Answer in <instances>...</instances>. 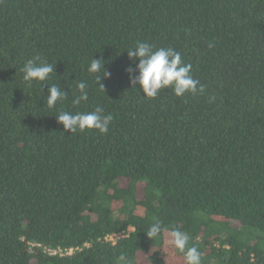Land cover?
Listing matches in <instances>:
<instances>
[{
    "label": "trees",
    "instance_id": "1",
    "mask_svg": "<svg viewBox=\"0 0 264 264\" xmlns=\"http://www.w3.org/2000/svg\"><path fill=\"white\" fill-rule=\"evenodd\" d=\"M137 41L180 52L204 92L142 96ZM36 56L54 73L29 83ZM97 107L105 133L55 118ZM174 229L201 264H264V0H0V264H186Z\"/></svg>",
    "mask_w": 264,
    "mask_h": 264
},
{
    "label": "clouds",
    "instance_id": "2",
    "mask_svg": "<svg viewBox=\"0 0 264 264\" xmlns=\"http://www.w3.org/2000/svg\"><path fill=\"white\" fill-rule=\"evenodd\" d=\"M126 51L131 63L124 71L128 73L129 83L132 87L139 86L142 96L155 98L161 89L167 87H171L177 97L184 96L185 93L204 92V86L191 75L192 65L184 63L180 52L177 50L171 47L155 48L147 42L137 41L134 47H130ZM133 64L134 67L131 66ZM20 71L23 73V79L29 83L32 81L44 82L47 81L49 74L54 73V65L42 62L40 57L36 56L26 60ZM87 71L95 75L97 85L104 91V85L99 81L102 77L110 78L112 75L110 71L104 68V61L99 58H91ZM77 89L80 94L73 98V105H79L81 101L88 100L86 83L78 82ZM67 95L68 92L56 84L47 86L45 99L47 106L49 108L55 107L57 101L65 99ZM55 118L68 133L90 129L105 133L113 120V116L110 113L104 114L100 107L88 112L60 111L55 115ZM162 230V222L156 221L148 229L146 235L151 239L160 234ZM170 237V242L184 254L186 264H201V257L197 248L195 246L186 247L188 236L185 233L174 229L170 232Z\"/></svg>",
    "mask_w": 264,
    "mask_h": 264
},
{
    "label": "built area",
    "instance_id": "3",
    "mask_svg": "<svg viewBox=\"0 0 264 264\" xmlns=\"http://www.w3.org/2000/svg\"><path fill=\"white\" fill-rule=\"evenodd\" d=\"M117 237H119V234H110V235L106 236L105 239L108 240V241H113L114 242ZM74 249L73 248H69V249H61V248L52 249V248H50L47 251H48L49 254L64 255V254H71Z\"/></svg>",
    "mask_w": 264,
    "mask_h": 264
},
{
    "label": "rangeland",
    "instance_id": "4",
    "mask_svg": "<svg viewBox=\"0 0 264 264\" xmlns=\"http://www.w3.org/2000/svg\"><path fill=\"white\" fill-rule=\"evenodd\" d=\"M142 259H144V257H142ZM171 260H172V259H171ZM170 262H171V261H170ZM170 262H169V263H170ZM31 264H34V263H31Z\"/></svg>",
    "mask_w": 264,
    "mask_h": 264
}]
</instances>
